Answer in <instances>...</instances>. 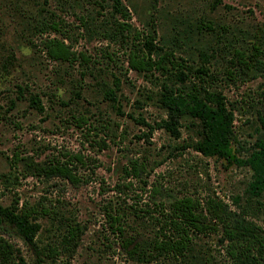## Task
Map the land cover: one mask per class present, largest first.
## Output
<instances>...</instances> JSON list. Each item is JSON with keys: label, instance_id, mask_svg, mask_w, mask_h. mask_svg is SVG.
<instances>
[{"label": "rangeland", "instance_id": "374dc122", "mask_svg": "<svg viewBox=\"0 0 264 264\" xmlns=\"http://www.w3.org/2000/svg\"><path fill=\"white\" fill-rule=\"evenodd\" d=\"M122 2L129 12L126 21L138 32L133 36L142 38L153 28L154 42H174L175 54L186 60L193 57L194 64L199 61L196 49L216 48L208 50L205 64L234 111L236 139L247 146L259 132L264 134L259 119L264 117V65L230 77L221 70L225 65L234 68L214 44L213 33L195 31L193 26L208 19L228 26L238 38L264 36V0ZM109 3L0 0V204L15 199L19 205L23 200L43 202L56 216L78 221L82 231L76 245L58 260L66 264H133L107 226L104 205L149 207L153 199L190 194L200 200L209 195L238 210L240 202L231 196L241 195L250 173L245 166L229 165L193 149L194 130L182 126L179 136L173 137L158 126L165 116L157 98L159 86L153 76L128 67L131 33L113 36L115 20L121 18L111 15ZM41 18L57 21V29L34 21ZM45 36L62 39L86 60L79 55L71 63L49 59L41 49ZM108 88L114 99L105 95ZM31 96L40 109L30 105ZM14 152L39 164L75 152L81 156L76 172L82 181L73 186L36 177L23 159H14ZM129 158L143 163L142 172L125 176L123 166ZM153 185H158L157 193L152 192ZM252 219L262 224L256 216ZM36 220L39 245H64L55 220L45 214ZM0 235L18 247L22 264L33 263L31 250L15 232ZM218 236L215 232L194 236L191 253L198 264H226Z\"/></svg>", "mask_w": 264, "mask_h": 264}, {"label": "trees", "instance_id": "16d2710c", "mask_svg": "<svg viewBox=\"0 0 264 264\" xmlns=\"http://www.w3.org/2000/svg\"><path fill=\"white\" fill-rule=\"evenodd\" d=\"M109 2L111 15L117 13L121 18L115 20L113 36L131 33L127 36L132 38L126 57L128 67L153 76L159 86L157 98L165 116L158 121V126L173 137L179 136L182 126L194 130L190 143L193 149L221 158L229 165L245 166L250 171L241 195L231 196L233 202H240L238 210L230 209L221 199L207 195L200 200L190 194L167 201L153 199L149 207L104 205L107 226L115 233L117 246L133 264H198L196 256L191 253L194 236L215 232L219 234L226 264H264V134L259 132L247 146L236 139L234 111L216 85L214 72L205 64L208 50L216 48L196 49L199 61L194 64L193 57L186 60L175 54L174 42H154L150 34L154 32L153 28L147 29L142 38L133 36L138 32L126 21L129 12L122 0ZM34 21L57 29V21L46 22L42 18ZM193 26L195 31L213 33L214 44L219 52L229 56L228 61L234 68L225 65L221 70L230 77L240 70L264 65V36L253 34L248 39L238 38L234 32H229L228 26L208 19H199ZM40 42L43 53L51 60L71 63L78 55L86 60L82 53L70 49L62 39L45 36ZM105 95L114 99L110 88L105 89ZM29 103L36 109L41 108L35 96L29 98ZM259 119L264 125V117L259 116ZM13 155L15 160L23 159L29 173L36 177L57 178L73 186L82 181L76 172V162L81 161V156L75 152L44 164L19 157L17 152ZM142 164L136 158H129L127 166H123L125 176L142 172ZM158 189V185L152 186L153 193ZM17 202L15 199L7 205L0 204V233L15 232L31 250L32 264H66L58 260L69 246L76 245L82 231L80 223L63 218L61 214L56 216L55 210L43 202L23 200L20 205ZM38 214L56 221L62 230L63 246L36 242ZM253 216L263 225L256 223ZM22 260L18 247L0 235V264H22Z\"/></svg>", "mask_w": 264, "mask_h": 264}]
</instances>
